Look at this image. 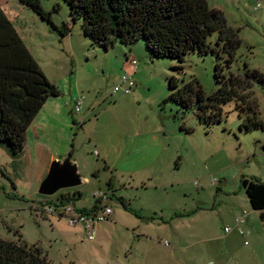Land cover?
<instances>
[{
  "label": "rangeland",
  "instance_id": "1",
  "mask_svg": "<svg viewBox=\"0 0 264 264\" xmlns=\"http://www.w3.org/2000/svg\"><path fill=\"white\" fill-rule=\"evenodd\" d=\"M206 1L241 39L225 73L242 77L258 70L264 77V0ZM40 5L50 21L21 0H0V42L19 34L60 91L45 102L29 133L28 141L39 147L34 162L28 156L17 168L0 144V237L17 241L20 235L55 264H181L178 255L186 264H264V222L242 188L244 178L264 181V81L252 78L244 91L263 128L241 130L234 102L222 106V121L205 126L193 111L167 100L168 79L174 76L180 85L196 79L205 94L213 92L220 86L215 54L189 53L179 63L151 57L143 41L131 47L116 42L105 51L84 35L80 21H71L63 0ZM63 23L70 32L61 36ZM216 37L210 36L212 45ZM123 75L135 81L130 93L115 90ZM81 97L77 113L72 102ZM74 116L86 119L82 127ZM50 153H71L82 183L51 196L38 194L42 165L54 160ZM111 177L114 195L105 202L114 221L97 224L94 240L65 216L40 214L67 192L81 193L76 204L67 202L76 210L91 207L98 191H108ZM122 197L140 216L124 208ZM243 210L248 215L241 229L247 233L240 234L235 217ZM225 226L233 228L226 235ZM140 235L153 243L139 241ZM182 244L192 246L185 258V250L175 248Z\"/></svg>",
  "mask_w": 264,
  "mask_h": 264
},
{
  "label": "trees",
  "instance_id": "2",
  "mask_svg": "<svg viewBox=\"0 0 264 264\" xmlns=\"http://www.w3.org/2000/svg\"><path fill=\"white\" fill-rule=\"evenodd\" d=\"M21 1L42 19L50 21L40 0ZM63 1L68 5L71 21H80L84 35L105 51L116 42L131 47L143 41L151 57L174 59L179 63H183L189 53L215 54L214 78L220 84L216 90L205 94L196 79L180 85L178 79L171 76L167 100L179 105L183 112L193 111L205 126L222 121V106L234 102V109L242 118L241 130L263 128L255 103L247 99L244 91L250 79L262 82L264 77L258 70H247L242 77L238 73H225V68L229 69L234 61L241 39L227 28L221 11L209 8L206 0ZM59 32L64 36L70 32V27L63 23ZM214 33L217 37L212 45L209 38ZM131 63L137 65L135 59ZM58 95L59 89L47 78L20 35L11 33L5 37L0 42V144H6L17 168L28 126L46 100ZM104 168L108 166L104 164ZM112 183L111 177L108 187ZM242 188L251 209L259 211V219L264 222V181L244 178ZM80 197L81 193L75 191L61 193L56 200L76 204ZM123 200L124 208L137 214ZM52 203L54 201L46 205ZM95 203L96 200L91 207H82V211L93 209ZM0 264L55 263L39 246H28L19 235L17 241L0 237Z\"/></svg>",
  "mask_w": 264,
  "mask_h": 264
},
{
  "label": "built area",
  "instance_id": "3",
  "mask_svg": "<svg viewBox=\"0 0 264 264\" xmlns=\"http://www.w3.org/2000/svg\"><path fill=\"white\" fill-rule=\"evenodd\" d=\"M119 81L120 84L115 86V90H121L124 93H130L133 86L135 85V81L131 75H123ZM81 99L82 97L79 99H74L73 101L74 111L77 113L81 109ZM214 181L215 180H213V182ZM94 197L96 198L95 207L93 209L87 210L86 212L76 210L71 204H63L60 203L59 200H55L54 203L40 208V214L45 213L49 215L54 212L59 217L65 216L67 217L71 226L81 224L84 227L88 240H94L96 225L108 221L113 213L112 207L105 202V199L107 198L106 193L103 191H98ZM247 215V211L243 210L241 214L235 217V225L239 229L240 234H243L241 226L246 222ZM232 229V227L230 228L229 226H225L223 231L226 235L230 233ZM164 244H167V242H164Z\"/></svg>",
  "mask_w": 264,
  "mask_h": 264
},
{
  "label": "water",
  "instance_id": "4",
  "mask_svg": "<svg viewBox=\"0 0 264 264\" xmlns=\"http://www.w3.org/2000/svg\"><path fill=\"white\" fill-rule=\"evenodd\" d=\"M82 180L78 165L70 155L62 159L55 158L40 183L38 194L51 196L61 189L80 185Z\"/></svg>",
  "mask_w": 264,
  "mask_h": 264
},
{
  "label": "crops",
  "instance_id": "5",
  "mask_svg": "<svg viewBox=\"0 0 264 264\" xmlns=\"http://www.w3.org/2000/svg\"><path fill=\"white\" fill-rule=\"evenodd\" d=\"M49 99V98H48ZM46 101H48V100H46ZM73 103V102H72ZM72 103H71V105H72ZM44 105H45V103H44ZM43 105V106H44ZM43 106H42V108H43ZM38 116V114L36 115V117ZM36 117L33 119V121L30 123V125L28 126V128H27V131H26V142H25V144H24V149H23V151H22V153L20 154V156L18 157V162H19V160H20V163L22 162V161H25L26 159L28 160V156H29V160H30V162H34V157H35V154H36V151L37 150H39V147L36 145V144H34L33 142H29L28 141V137H29V133L32 131V129H33V127H34V125H35V119H36ZM86 119L85 118H83V119H78V118H76L75 116L74 117H72V121H73V123H75L76 125H80L81 123H82V126L84 125V121H85ZM81 127V126H80ZM31 148H33V150H34V156L31 158ZM97 154H99L98 153V151H97ZM50 156H52L54 159L55 158H60V159H62V158H64V157H66L65 155H61V154H54V153H50V155H49V157H48V159L50 158ZM71 158H72V155H71ZM47 164H48V161H46L42 166H43V172H42V177L41 178H43L44 176H45V174H46V172H47V170H48V167H47ZM19 168V167H18ZM108 170H111V168L108 166ZM104 192H112V193H114V186H113V183L111 184V186L110 187H108V191H104ZM138 216H140L139 214H137ZM112 216V215H111ZM238 216V215H237ZM111 219H109L108 221H106L105 223H111L112 222V220H113V218L112 217H110ZM114 218H117V215L114 217ZM114 221V220H113ZM134 227H128L127 226V230H129V229H133ZM237 228V227H236ZM238 229V228H237ZM244 229V230H243ZM246 227L244 226L243 228H242V230H243V232H244V234L245 233H247V231H246ZM238 232H239V229H238ZM135 233V232H134ZM137 234V233H136ZM139 234V233H138ZM139 241H141V240H143V239H148V241H152V243H153V241L154 240H151L152 238L151 237H146V236H143V235H140L138 238H137ZM158 243H159V239H158ZM131 244H133V242L131 243ZM170 244V243H169ZM190 247H192L191 245H189V244H182V245H177V246H175V248H177V249H179V248H181V250H185V253L182 255L184 258L186 257V252H187V250L190 248ZM178 254H180V253H178ZM179 257H180V262H181V264H186V262H184V260L181 258V256L180 255H178Z\"/></svg>",
  "mask_w": 264,
  "mask_h": 264
},
{
  "label": "flooded vegetation",
  "instance_id": "6",
  "mask_svg": "<svg viewBox=\"0 0 264 264\" xmlns=\"http://www.w3.org/2000/svg\"><path fill=\"white\" fill-rule=\"evenodd\" d=\"M79 126L82 127V123H81ZM103 192H104V191H103ZM104 193L107 194V196H108L107 198H108V199H110V196H111V195H114V193H112V192H104Z\"/></svg>",
  "mask_w": 264,
  "mask_h": 264
}]
</instances>
